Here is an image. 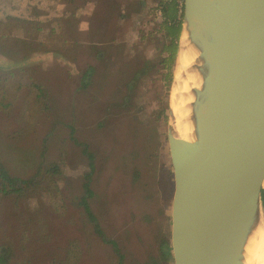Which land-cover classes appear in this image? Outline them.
<instances>
[{
  "label": "rangeland",
  "instance_id": "rangeland-1",
  "mask_svg": "<svg viewBox=\"0 0 264 264\" xmlns=\"http://www.w3.org/2000/svg\"><path fill=\"white\" fill-rule=\"evenodd\" d=\"M162 1L0 0V161L34 185L18 202L0 197L9 264H172L160 188L182 29L176 53L163 51Z\"/></svg>",
  "mask_w": 264,
  "mask_h": 264
},
{
  "label": "water",
  "instance_id": "water-1",
  "mask_svg": "<svg viewBox=\"0 0 264 264\" xmlns=\"http://www.w3.org/2000/svg\"><path fill=\"white\" fill-rule=\"evenodd\" d=\"M182 4L203 81L194 140L168 131L172 264H244L264 215V0Z\"/></svg>",
  "mask_w": 264,
  "mask_h": 264
},
{
  "label": "trees",
  "instance_id": "trees-1",
  "mask_svg": "<svg viewBox=\"0 0 264 264\" xmlns=\"http://www.w3.org/2000/svg\"><path fill=\"white\" fill-rule=\"evenodd\" d=\"M183 0H163L161 2L162 6V13H163V18H164V22H163V27L164 29L167 30V38H170V44L169 45H165L162 44V50L163 51H168L169 53H176L177 50V41L179 39V35L182 29V24H183V18H182V10H183ZM144 40H148L149 42H151V39H147V38H151V37H145L143 36ZM170 61V57L169 58H165L162 62H169ZM153 65L148 62L142 70H140L139 72H137V74L135 76H133V78L129 81L128 86L130 87H135L138 79L144 75L147 74V71H145V69L151 68ZM94 71L95 69L92 67H89V69L87 71H85V73L83 74V82H82V86L87 88L88 85L91 84V80L92 77L94 75ZM129 91V90H128ZM131 91V90H130ZM129 100V99H128ZM126 100V102L128 101ZM135 134V133H134ZM90 158H92V156H90ZM172 174L169 175V177L171 178ZM89 184L87 183L85 185V187L87 188V192H89L90 195H92V191L89 189ZM31 187L33 188V182L32 181H27V180H20V179H15L13 177L10 176L9 172L2 166V163L0 161V197L3 201L5 200H12V201H17L19 199H21L22 197L25 196V193L27 191H29L31 189ZM172 188H173V183L172 180H166L165 178L162 180L161 182V191H163L165 197H167V199L170 201L171 204V198H172ZM87 198H83L82 199V203L83 206L85 208V210L87 211V213L90 216V219L96 222V217L93 215L91 208L88 204V202L86 201ZM16 203V202H14ZM170 216L168 217V227H167V233H164L161 236L160 239V251L162 254V258L164 260L169 261L170 257L172 258V254H171V241L169 239V233H170ZM95 229H96V234H101V229L98 225H95ZM169 232V233H168ZM161 235V233H160ZM109 244H111L113 247L115 246L117 248V243L114 241L109 242ZM69 253V258L72 256V254H74L75 252H68ZM119 254V253H117ZM9 256L8 260H6V258ZM123 255H118V263L119 264H123ZM8 261V262H7ZM68 264H74L73 261L71 259H67ZM76 261V260H75ZM3 263H10V251L6 250L5 252L2 253V255H0V264ZM147 264H160L158 261H151L148 262Z\"/></svg>",
  "mask_w": 264,
  "mask_h": 264
},
{
  "label": "bare ground",
  "instance_id": "bare-ground-1",
  "mask_svg": "<svg viewBox=\"0 0 264 264\" xmlns=\"http://www.w3.org/2000/svg\"><path fill=\"white\" fill-rule=\"evenodd\" d=\"M180 52L176 63L174 93L170 108L175 117L171 121L173 134L183 140H194L195 121L193 108L196 104L195 90L202 88V76L196 69L201 66L199 52L191 43L186 30L180 38ZM244 264H264V215L250 235L244 251Z\"/></svg>",
  "mask_w": 264,
  "mask_h": 264
}]
</instances>
